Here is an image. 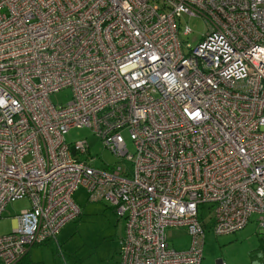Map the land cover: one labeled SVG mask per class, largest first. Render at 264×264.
Returning <instances> with one entry per match:
<instances>
[{"label":"built area","instance_id":"1","mask_svg":"<svg viewBox=\"0 0 264 264\" xmlns=\"http://www.w3.org/2000/svg\"><path fill=\"white\" fill-rule=\"evenodd\" d=\"M183 14L208 24L195 46ZM82 126L131 169L94 167L86 140L64 139ZM79 186L123 220L120 264H200L202 204L217 235L253 213L264 228V0H0V218L31 203L0 234V264L75 219Z\"/></svg>","mask_w":264,"mask_h":264},{"label":"rangeland","instance_id":"2","mask_svg":"<svg viewBox=\"0 0 264 264\" xmlns=\"http://www.w3.org/2000/svg\"><path fill=\"white\" fill-rule=\"evenodd\" d=\"M179 25L191 29L181 38L195 46L207 32L208 24L201 16L183 14ZM50 101L62 105L72 98L71 88H63L51 93ZM67 143L73 144L86 140L88 150L94 160L92 165L105 168L107 165H120L131 169V161L119 160L102 140L87 126L72 127L64 134ZM128 151L135 150L129 132L122 133ZM87 190L79 186L73 193V199L80 207L77 217L61 227L56 237L47 244L34 245L27 254V261L17 264H120V239L124 235V222L111 205L104 200L91 201ZM31 206L27 197H20L9 202L0 218V234L9 233L15 225V217ZM213 207L202 204L198 217L204 225V241L200 264H264V228L257 224V214L253 213L246 225L227 234H215L213 229ZM168 245L177 250H186L192 242L191 235L182 227L165 228Z\"/></svg>","mask_w":264,"mask_h":264},{"label":"trees","instance_id":"3","mask_svg":"<svg viewBox=\"0 0 264 264\" xmlns=\"http://www.w3.org/2000/svg\"><path fill=\"white\" fill-rule=\"evenodd\" d=\"M48 241L46 242H42V243H39V244H36V245H42V244H47ZM262 246H264V241H262ZM28 254V253H27ZM27 254L18 262V263H21V262H24L26 259H27ZM28 260V259H27ZM26 260V261H27Z\"/></svg>","mask_w":264,"mask_h":264},{"label":"water","instance_id":"4","mask_svg":"<svg viewBox=\"0 0 264 264\" xmlns=\"http://www.w3.org/2000/svg\"><path fill=\"white\" fill-rule=\"evenodd\" d=\"M219 261H221V260H217V264H218Z\"/></svg>","mask_w":264,"mask_h":264},{"label":"crops","instance_id":"5","mask_svg":"<svg viewBox=\"0 0 264 264\" xmlns=\"http://www.w3.org/2000/svg\"><path fill=\"white\" fill-rule=\"evenodd\" d=\"M30 251V250H29Z\"/></svg>","mask_w":264,"mask_h":264}]
</instances>
